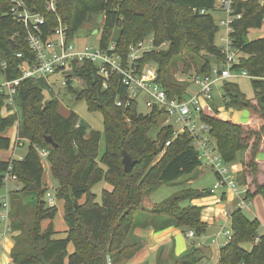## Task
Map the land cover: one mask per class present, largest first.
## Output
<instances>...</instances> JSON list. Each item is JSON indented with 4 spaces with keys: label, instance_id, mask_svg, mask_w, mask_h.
Returning <instances> with one entry per match:
<instances>
[{
    "label": "trees",
    "instance_id": "obj_1",
    "mask_svg": "<svg viewBox=\"0 0 264 264\" xmlns=\"http://www.w3.org/2000/svg\"><path fill=\"white\" fill-rule=\"evenodd\" d=\"M23 1L31 11L45 16L43 30L46 34L57 25V16L68 24L71 38L85 22L103 16L100 45L107 48L114 42L115 52L124 60L132 45L153 34L155 49L142 54L138 67L142 70L147 63L155 65L157 82L170 98L182 99L187 93L188 84L176 80L172 74L176 58L187 54L197 64L191 52H204L208 57L197 67V72L211 70L210 57L220 63L225 59L216 44L219 25L212 11L217 0H58L57 14L47 10V0ZM232 2L231 45L248 56L241 58L233 69L247 71L257 103L254 105L246 98L238 83L226 81L222 86L223 104L233 109L253 108L264 121V37L246 40L251 29L262 28L264 4L259 0ZM12 5L11 0H0V77L7 79L21 76L19 53L33 56L26 40V28L11 14ZM163 43L168 44L167 49L156 50ZM182 49L188 52L182 53ZM65 77L78 100L85 98L89 110L102 113L104 133L82 124L74 111L62 114L57 98L44 102L47 84L44 80L21 83L17 96L20 115L5 116V98L0 96V150L10 149L12 140L6 132L18 120H21L19 136L29 145L22 159H0V190L5 186L7 175L15 178L19 186L10 193L9 226L13 247L9 264H123L141 248V241L133 232L141 219L144 225L152 223L159 229L174 225L192 230L197 236L204 234L208 228L202 219L204 207L190 205V202L212 195L211 189L187 188L149 209L143 202L152 190L173 184L203 165L190 134L176 136L175 127L167 124L152 138L160 120L168 119L165 110L155 107L147 113L140 112L137 100L126 106L129 89L121 78L112 75L106 81L90 62L75 66V75L65 74ZM73 77H80L85 84L80 92L70 86ZM118 100L123 102L122 106L117 105ZM213 107L215 116L202 115L201 118L209 126L210 139L215 141L216 151L224 162L244 165L237 174L238 183L244 186L247 176L258 173L255 159L264 135V123L254 130L217 117L218 106L213 104ZM47 136L58 147L47 142ZM102 140L104 151L101 153ZM167 142H170L168 146ZM42 149L48 151L52 176L58 182L57 198L65 201L68 225L65 238H54L58 232L53 220L58 209L48 207L44 199L48 186L39 153ZM249 149L251 159L247 162L243 155ZM123 150L136 161L131 172H125ZM162 152L163 156L152 164ZM103 181L112 189L103 190L99 203L91 189ZM257 191L263 192L264 185H257ZM252 196L247 190V201ZM83 198L84 203H80ZM230 215L233 234L220 248L217 264H264V236L258 234L260 221L249 219L242 209H235ZM46 220L50 223L43 229L42 223ZM246 243H252L251 249L244 247ZM70 244L74 247L72 253ZM201 259V250L192 246L174 257L173 264H196Z\"/></svg>",
    "mask_w": 264,
    "mask_h": 264
},
{
    "label": "built area",
    "instance_id": "obj_2",
    "mask_svg": "<svg viewBox=\"0 0 264 264\" xmlns=\"http://www.w3.org/2000/svg\"><path fill=\"white\" fill-rule=\"evenodd\" d=\"M57 1L47 0V10L57 14ZM232 1L220 0L221 7L227 14L226 19L221 20V26L225 27V35L221 37L223 44L220 45L225 56L224 65L222 67H212L210 71L193 73L191 83L194 86V91L189 92L187 90L186 95L181 99L179 97L170 98L167 91L157 82L158 73L155 65L147 63L142 70H139L138 60L141 59L145 51L149 50V48H145L143 41L137 45H132L127 58L124 60L115 52L114 42L107 48H102L100 42L97 46L78 44L75 39L76 35L71 38L69 26L62 21L60 16H57V25L51 33L46 34L43 30L45 24L43 14L31 11L23 0H11L13 4L11 14L26 28V40L33 56L25 57L19 53L18 57L21 58V62L18 69L21 76L14 79L2 78L0 80V96L5 98V116L20 115L21 108L18 105L17 96L24 80H44L47 82L48 78L54 74L71 75L70 71L75 73V66L90 62L97 67L98 74L104 77L106 81L112 75L121 78L123 84L129 89L126 106L132 100L138 102V98L143 96L148 111L155 107L165 110L169 123L175 127L176 136L188 132L192 139V145L200 152L202 161L215 170L217 180L211 191L226 189L235 197H241L240 206H242L247 199L246 196L239 195L238 165L224 162L210 139L209 126L201 118L202 115L214 114L215 116L213 108L214 94L219 86L222 87L226 81H232L239 77H250L246 70L238 72L233 69V66L237 63V51L232 47L230 38L231 23L234 19ZM104 86H107V82L104 83ZM221 97L224 100L223 94ZM117 105L122 106L123 102L118 100ZM169 144L170 142H167L166 145ZM12 145L13 148L24 145V139L19 136L18 123ZM39 153L44 157L48 155V151L44 149L39 150ZM10 176L7 175V181ZM17 188L19 189V187ZM44 199L47 206H56L57 197L51 191H47ZM9 213L10 195L6 191L1 199L0 239L5 238L7 232L11 230ZM224 216L231 220L230 213L224 212ZM222 234L227 237L226 244L231 240L233 234L231 227L224 226L218 236L215 237V242L218 243V237ZM187 235L194 237L195 232L190 230Z\"/></svg>",
    "mask_w": 264,
    "mask_h": 264
},
{
    "label": "rangeland",
    "instance_id": "obj_3",
    "mask_svg": "<svg viewBox=\"0 0 264 264\" xmlns=\"http://www.w3.org/2000/svg\"><path fill=\"white\" fill-rule=\"evenodd\" d=\"M259 1L262 4H264V0H259ZM212 14H213V17H214L217 25H219V32L216 36V44L220 46L223 44L221 37L225 35V27L221 26V20L226 19V15H227L225 13V10L221 7L220 0H217L216 7L212 11ZM103 22H104L103 16H99V18L96 17L92 21L85 22L82 25V27L79 29L78 33L76 34V38H75L76 42L78 44H86V45H91V46L99 45L101 33H102L101 29H102ZM117 35H118V31L116 30L115 36H117ZM259 37H264V22H263L262 28L251 29L249 34L246 37V40L252 41V40L259 38ZM142 41L144 42L145 48H149V50L155 49V47L153 46V34H149V35L145 36ZM167 47H168V44L163 43L160 47H157L156 50L167 49ZM182 50H183L182 53L188 52L187 49H182ZM191 54H193L197 58V61H198L197 64L194 63V60L190 56H188L187 54H184V55L176 58V63L172 67V74H173L174 78L178 81H181V82L188 84L186 91L188 90L189 92L194 91V86H192V83H191V75L193 73H196L197 71H199V69L197 67L198 66L201 67L204 63V58L208 57V55L205 54L204 52H200L198 54L191 52ZM247 57L248 56L246 54H243V53L237 51V55H236L237 63H239L241 58H247ZM210 58L212 59L211 60V64H212L211 66L212 67H215V66L222 67L224 65L223 61L220 63L219 62L220 60H216L215 58H212V57H210ZM187 64H191V67L188 66ZM74 75H75V73H74ZM0 80H2V76L0 77ZM67 81H68V79L62 73H57V74L50 76L48 78V80L46 82L47 84L44 88V96H45L44 102H47L48 100H50L52 98H57L60 101L59 109H60V112L62 114L67 115L71 111H74L78 114L79 120L81 121L82 124L88 125L89 128L92 130H97V131H100L101 133H104V117H103L102 113L100 111L89 110L88 103H87V100L85 98L78 100L77 99V93L76 92L74 93L73 91H71L69 89V87L67 86ZM232 82H236L239 84L241 91L245 94V96L248 100H250L254 105L257 103V100L255 98V91H254L253 84H252V79L250 77H239L237 79H233ZM70 86L74 90H76L77 92H80L81 90L84 89L85 84H84L82 79H80L78 77H73L71 79ZM222 94H223V89H222V87L219 86V88H217L215 90L214 102H213V104L218 106V112L219 113H218L217 117H220L221 119H223V117H226L225 120L237 119V120L241 121V119H242V118H240L241 116L251 115L252 121L250 123H248V124L247 123H237V124H241L243 126L249 127L251 129H254V130L260 129V127L263 125L264 121H263L261 115L257 111H255L253 108H244V109L226 108L223 104V100L221 97ZM138 103H139V108H138L139 111L143 112V113H147L148 110H147L146 105L144 103V97L143 96H140L138 98ZM209 116H214V114L209 115ZM20 121L21 120H18V122H16L15 125L6 132V134L11 138V140L14 137L15 129L17 127V123L20 126ZM169 122L170 121L168 119H165V118L160 120L159 129L154 130L152 132V134H151L152 138H156V135L159 132L160 128L163 126H166L167 124H170ZM172 122L177 126V124L174 121H172ZM234 123H236V122H234ZM253 140L254 139L252 138L251 144H253ZM211 141L215 145V141H213V140H211ZM262 141H263V138H262ZM262 141H261V144H262ZM261 144H260V146H261ZM28 149H29L28 141L24 140V145L21 147L13 148V145H12L9 150H0V158H3V159H22L26 155ZM251 149L247 150V151H249L247 158L244 157V159H246L247 162L249 159H251ZM103 151H104V141L102 140L101 153ZM163 154H164V152H162L159 155V157H157V159L152 162V164H155L156 162H158V160L163 156ZM243 156H245V153ZM41 159H42V163L44 165V179L47 183L48 191H51L57 197L58 182L52 176L50 163L48 162L47 157L41 156ZM255 161H256V159H255ZM236 163L237 162H235L234 164L236 165ZM237 165L239 168L238 169V173H239L243 170L244 165L238 164V163H237ZM259 170H260V167H258V173H256L255 175H253L251 173L249 176H247V183L244 185L246 188L247 187L251 188V187H253V185L259 184L257 181ZM216 180H217V176H216L215 170L212 167H210L209 165H207L205 162H203V165L200 168H198L197 170H195L192 174L185 175L184 177L180 178L179 180H177L173 184H164V185L159 186L155 191L152 190L151 192H149L143 199L144 206L146 207V206H148V204H151L150 203V201H151L153 203V205L151 204L153 207L155 205V203H159V202L165 200L166 198H169L173 194H175L179 191H182L184 189H187V188H193V189H199V190L210 188L215 184ZM5 184H7V185H5L6 187L2 188V190L0 191V200L3 198L6 191L9 192V195H10V193L13 190L18 189L16 187L17 181L12 176L9 177L8 181L6 180ZM109 186L110 185L108 183L103 181V182L95 184L92 187L91 191L97 195V201L99 203L102 201L103 190L105 188L107 189ZM156 186L157 185H155V187ZM7 188H8V190H7ZM146 189H148V188L146 187ZM239 189H240V184H239ZM222 190L223 189H219V190H217V192L219 193ZM240 190H243L242 185H241ZM246 192L247 191H245L243 195L240 192V195L242 197L246 196ZM84 201H85V198H83L80 201V203H84ZM240 203H241V197H232L230 199V204L232 205L233 208H229V209L226 208L223 211L231 213L235 209H242L244 214H246L251 219L255 218L254 217L256 215L255 211H258V210L264 215V211L260 210V209H264V195L262 194V192L256 191L253 193V196L248 201H245V204L240 206ZM151 205H149V206H151ZM56 206H57L58 212H57L55 219L53 220L54 221L53 225H54L55 230L58 233L54 236V238H58V239L59 238H65L67 233L65 232L64 229H66L68 227V225L65 221V201L57 198L56 199ZM230 221L231 220H229L227 222L228 228L231 227ZM49 222H50L49 220H46L42 223L43 229L47 228V225L49 224ZM218 229H220V227ZM218 229L216 227L210 228L204 234L198 236L203 241H205L204 243L210 244V247L214 251L213 255H210V257L207 258V261H206V262H209L210 264H215L217 262V260H219L218 259V254H219L218 251L223 245H225V241L227 240V237H225L222 234L218 237V239H219L218 242L220 243L219 246L216 244L217 242H215L214 234L217 232ZM263 229L264 228L260 222L259 231L264 232ZM10 234H11V230H9L7 232L5 238L0 239V257H3V254H4L3 250L4 251L6 250V248L3 247L4 246L3 242H6L7 239H11V241H12V237ZM216 236H218V234ZM8 246H9V244L7 245V247ZM244 247L249 250L252 247V243H246V244H244ZM212 249H211V252H212ZM73 250H74V247L72 244H70L69 252L72 253ZM206 250L208 252H210L209 251L210 249H208L207 247H206ZM10 252H11V250H10ZM9 257H10V253H9ZM10 259H11V257H10ZM3 261H4V259L2 258V262ZM162 263H164V262H162ZM173 263H174L173 260L171 262H168V264H173ZM109 264H112V263H109Z\"/></svg>",
    "mask_w": 264,
    "mask_h": 264
},
{
    "label": "crops",
    "instance_id": "obj_4",
    "mask_svg": "<svg viewBox=\"0 0 264 264\" xmlns=\"http://www.w3.org/2000/svg\"><path fill=\"white\" fill-rule=\"evenodd\" d=\"M240 118H242L241 121L237 119H232L229 121L236 122V123H247V124L252 121L251 115L241 116ZM223 119L225 120L226 117H223ZM248 153L249 151L245 153V156H244L245 158H247ZM0 159H3V158H0ZM3 160H9V159H3ZM244 160L246 161V159ZM256 162L258 164V167H260L258 179H257L259 183L258 185H264V136H263L262 144L256 154ZM237 163L242 164L240 162H237ZM16 187H19L18 183ZM213 187L214 185L206 189H212ZM111 188L112 187L109 186L107 189L110 190ZM242 188L243 190H239L242 193V195L244 194V191H247V189L250 190L252 194L257 191V185H253V187L251 188L250 187L246 188L245 186L242 185ZM206 189H202V190H206ZM240 189H241V184H240ZM262 194L264 195V191L262 192ZM232 197H235V196L232 193L227 192L226 189H223L219 193L215 191V192H212V195L210 196L194 199L190 202V205L204 207L203 212H202V215H203L202 219L204 222L208 224L207 230H209L210 228H215V227L218 229L220 227V229H218L217 232L214 234V237H217L216 235L220 231H222V228L224 226L227 227L228 225L227 222L229 221V219H227L224 216L225 211L223 210H225L226 208L227 209L233 208L232 205L230 204V199ZM150 203L153 205L151 201ZM151 204H148L146 208L148 209L151 208L152 207ZM260 210L264 211V209H260ZM255 214L256 215L254 217L257 218L261 222L264 228V215L259 210L255 211ZM248 218L251 219L250 217ZM230 224H231V221H230ZM67 229L68 227L64 230L67 231ZM188 231L189 230H183L182 228L176 227L174 225H170L167 227H163L162 229H159V227L156 228L155 225L152 223H149V225L147 224L144 225V221L143 219H141L140 221H138L133 231L134 236H136L141 241V248L133 255V257L128 259L123 264H161L162 262L168 263V262H171L174 259V257L184 254L192 246H195L201 249L202 259L198 261L196 264H210L209 262H206L207 258H209L210 255H213V252H214L213 249L210 247V244L204 243L205 241H203L197 235H195L194 237H189L187 235ZM258 234L260 236H264V232H260L259 230H258ZM3 243H4L3 247L6 248V250L5 251L3 250L4 252L3 257H0V264L2 263L9 264L11 261L9 257V253L13 246V241H11V239H7V241ZM8 244L10 247L9 246L7 247ZM216 244L219 246L220 243L218 242ZM206 247L210 249L209 250L210 252L206 250ZM211 249H212V252H211ZM219 252H220V249L218 253ZM2 258L4 259L3 262H2ZM218 259H219V254H218ZM217 263H218V260L215 264Z\"/></svg>",
    "mask_w": 264,
    "mask_h": 264
},
{
    "label": "water",
    "instance_id": "obj_5",
    "mask_svg": "<svg viewBox=\"0 0 264 264\" xmlns=\"http://www.w3.org/2000/svg\"><path fill=\"white\" fill-rule=\"evenodd\" d=\"M70 73L71 75H74V71H71ZM46 140L47 142L53 144L55 147H58V145L50 136H47ZM135 163L136 161L134 160L133 156L127 150H123V164L125 172H131Z\"/></svg>",
    "mask_w": 264,
    "mask_h": 264
}]
</instances>
